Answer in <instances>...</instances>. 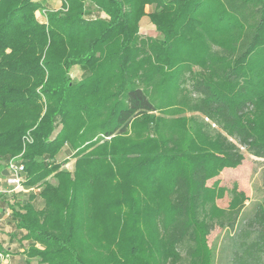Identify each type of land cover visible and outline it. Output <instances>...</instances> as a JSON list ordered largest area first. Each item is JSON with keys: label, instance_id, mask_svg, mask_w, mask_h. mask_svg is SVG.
I'll list each match as a JSON object with an SVG mask.
<instances>
[{"label": "trees", "instance_id": "16d2710c", "mask_svg": "<svg viewBox=\"0 0 264 264\" xmlns=\"http://www.w3.org/2000/svg\"><path fill=\"white\" fill-rule=\"evenodd\" d=\"M61 1L0 0V159L38 188L1 201L10 239L39 264H214L246 196L216 208L207 181L264 159V0ZM262 188L232 264H264Z\"/></svg>", "mask_w": 264, "mask_h": 264}, {"label": "rangeland", "instance_id": "374dc122", "mask_svg": "<svg viewBox=\"0 0 264 264\" xmlns=\"http://www.w3.org/2000/svg\"><path fill=\"white\" fill-rule=\"evenodd\" d=\"M56 0L51 2V7L54 6ZM62 3V1H61ZM153 10V6H146L145 12L148 14ZM143 16L139 21V35L142 38H161V35L156 32L154 26L150 23L147 15ZM36 16L40 21L45 22V19L39 16V12H36ZM79 68H74L71 72V77L74 82L78 81L84 76ZM186 89L190 88L189 84L185 85ZM244 159L242 163L234 169L226 168L223 165H219V174L215 178L207 181V187L210 191L211 196H207V200L214 203L216 208L226 209L228 202L231 199V189L236 186L238 191H242L246 196V201L241 205L239 213L224 227L215 226L208 236V245L214 251V264H232V254L236 249L238 240L236 239L239 229L246 224L248 219H250L257 206L260 204L263 194V182H264V159L256 158L244 150ZM70 152L63 148L56 158L58 163H64L62 168L67 170L73 169L74 160L70 157ZM11 159V158H10ZM213 159H219L213 156ZM9 158L3 160L0 159V166L4 167ZM0 180H2L0 178ZM49 181L53 182L51 178ZM3 183V181H0ZM220 187L224 192L221 197L217 195V189ZM38 188H34L33 192H38ZM40 189V188H39ZM29 193H32L30 191ZM25 193L24 195H27ZM27 197V196H22ZM21 200V197L14 198L15 201ZM40 198H35L33 204L36 208H41L42 201ZM0 206H3L0 204ZM2 213H0V217ZM3 220L2 218H0ZM12 226L9 220L0 221V244L5 251L10 254L9 264H39L37 259H32L25 257V252L28 248V243L26 241H13L10 239V234L12 232ZM251 230V229H250ZM253 231V230H252ZM22 249V251L20 250ZM20 250V251H19ZM24 255V256H23ZM0 264H8L3 261Z\"/></svg>", "mask_w": 264, "mask_h": 264}, {"label": "built area", "instance_id": "2783aa9c", "mask_svg": "<svg viewBox=\"0 0 264 264\" xmlns=\"http://www.w3.org/2000/svg\"><path fill=\"white\" fill-rule=\"evenodd\" d=\"M8 175L4 180V194H17V193H28L34 191V188H25L23 185L24 182V166L22 163L18 162L16 158H11L5 165ZM9 211H6L5 217L9 215ZM3 219V218H2ZM10 258L9 254L0 253V263L5 261L7 262Z\"/></svg>", "mask_w": 264, "mask_h": 264}, {"label": "crops", "instance_id": "0c3cea01", "mask_svg": "<svg viewBox=\"0 0 264 264\" xmlns=\"http://www.w3.org/2000/svg\"><path fill=\"white\" fill-rule=\"evenodd\" d=\"M54 0H42V2H43V4L44 5H46L47 7H49V8H51V9H53V10H57V9H59L60 7H61V0H56V3H55V5L54 6H52L51 7V2H53ZM8 175V172L2 167V166H0V178L2 179V180H0V181H3L4 182V180L3 179H5V177ZM4 183H0V203H1V201H6V202H8V201H10V199H12V194H4V193H2L3 192V189H4ZM29 193V192H28ZM25 193H17L16 195V197L17 198H19V197H21V198H23L22 196H26V195H24ZM19 195V196H18ZM37 198V197H36ZM39 201L41 202V199H39ZM3 214V213H2ZM0 218H3V220H1L0 219V221H4V219L6 220V217H5V215L3 214ZM7 220H9V219H7ZM21 251H22V249H20ZM19 250V251H20ZM23 252V251H22ZM10 255V254H9ZM24 256V255H23ZM9 261H10V258H9V260L7 261V263L9 264Z\"/></svg>", "mask_w": 264, "mask_h": 264}]
</instances>
